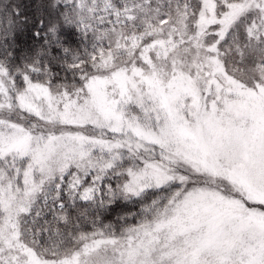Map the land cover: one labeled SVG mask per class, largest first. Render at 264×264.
Returning <instances> with one entry per match:
<instances>
[{"label":"snow or ice","instance_id":"1","mask_svg":"<svg viewBox=\"0 0 264 264\" xmlns=\"http://www.w3.org/2000/svg\"><path fill=\"white\" fill-rule=\"evenodd\" d=\"M0 264H264V0H0Z\"/></svg>","mask_w":264,"mask_h":264}]
</instances>
